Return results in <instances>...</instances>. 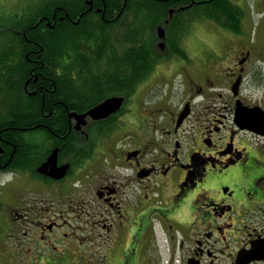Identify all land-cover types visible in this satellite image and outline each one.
<instances>
[{"label":"flooded vegetation","instance_id":"flooded-vegetation-1","mask_svg":"<svg viewBox=\"0 0 264 264\" xmlns=\"http://www.w3.org/2000/svg\"><path fill=\"white\" fill-rule=\"evenodd\" d=\"M73 1V23L105 12ZM185 1L181 53L116 111L0 136V264H264V0H234L229 25L185 23L204 0ZM126 3L103 20L120 23ZM44 7L48 27L57 8ZM90 91L82 112L104 100Z\"/></svg>","mask_w":264,"mask_h":264},{"label":"trees","instance_id":"trees-1","mask_svg":"<svg viewBox=\"0 0 264 264\" xmlns=\"http://www.w3.org/2000/svg\"><path fill=\"white\" fill-rule=\"evenodd\" d=\"M69 1L38 0L18 13L0 9V136L32 130L37 118L63 124L68 112L83 111L86 87L100 99L128 93L154 72L162 55L182 51L187 28L179 27L182 0H132L131 10L126 0L120 23L103 20L117 0H104V13L86 11L77 23L75 15H67ZM52 2L57 12L55 21L47 15L52 24L47 27L37 20ZM190 8L185 23L205 18L229 25L239 5L204 0ZM157 26L166 31L163 51L155 45Z\"/></svg>","mask_w":264,"mask_h":264},{"label":"water","instance_id":"water-1","mask_svg":"<svg viewBox=\"0 0 264 264\" xmlns=\"http://www.w3.org/2000/svg\"><path fill=\"white\" fill-rule=\"evenodd\" d=\"M170 13H172V10H170ZM164 34H165V29L161 26H159L157 28V35L160 39L164 38ZM161 50L164 49L165 47V42L164 41H159L158 45H157ZM123 102V97L121 96H111L108 97L106 99H104L103 101H101L100 103H98L96 106L92 107L91 109H89L87 112L85 113H76L74 111H71L69 113V117H73L76 120V125L75 128L76 129H80L81 125H83L85 123V116L89 115L92 118H102L107 116L108 114L116 111L118 108H120L121 104ZM1 150V149H0ZM55 159V155L52 154L48 161H46V163H44L41 166V170H43L48 163L53 162V160ZM67 168V165H64V167L60 168V170L62 171L60 174H53L50 173L49 175L53 176V177H60V175H62L65 172V169Z\"/></svg>","mask_w":264,"mask_h":264},{"label":"rangeland","instance_id":"rangeland-1","mask_svg":"<svg viewBox=\"0 0 264 264\" xmlns=\"http://www.w3.org/2000/svg\"><path fill=\"white\" fill-rule=\"evenodd\" d=\"M35 0H12L13 4H4L5 1L4 0H0V9L5 10L6 12H21L24 8L32 5L34 3ZM236 1V0H235ZM251 0H242L241 3L245 8V11L247 12L248 9V3ZM187 43V41H186ZM185 43V45H186ZM194 49H197L198 46L196 44H193ZM188 49H190L189 45H187ZM25 135H27V133H25ZM161 243V240H160Z\"/></svg>","mask_w":264,"mask_h":264}]
</instances>
